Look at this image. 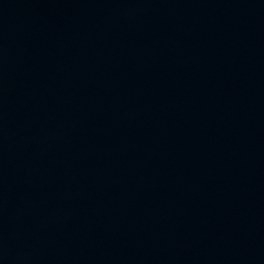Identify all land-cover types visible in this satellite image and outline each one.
I'll list each match as a JSON object with an SVG mask.
<instances>
[{
    "label": "water",
    "instance_id": "1",
    "mask_svg": "<svg viewBox=\"0 0 264 264\" xmlns=\"http://www.w3.org/2000/svg\"><path fill=\"white\" fill-rule=\"evenodd\" d=\"M0 264H264V0H0Z\"/></svg>",
    "mask_w": 264,
    "mask_h": 264
}]
</instances>
